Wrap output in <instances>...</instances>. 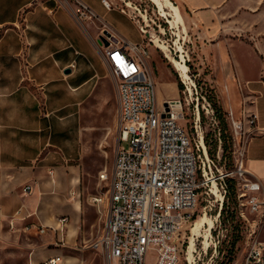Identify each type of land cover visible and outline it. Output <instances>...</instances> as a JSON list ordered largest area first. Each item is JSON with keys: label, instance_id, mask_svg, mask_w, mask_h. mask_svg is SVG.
Here are the masks:
<instances>
[{"label": "crops", "instance_id": "1", "mask_svg": "<svg viewBox=\"0 0 264 264\" xmlns=\"http://www.w3.org/2000/svg\"><path fill=\"white\" fill-rule=\"evenodd\" d=\"M78 1L98 19L76 21L75 7L60 5L62 0H0V264L18 253L22 264L56 257L58 264H106L88 248L101 232L107 205L103 197V203H92L97 188L80 172L76 110L89 97V84L108 68L101 34L129 41L100 0ZM169 1L216 50L215 61L230 79L232 110L238 98L229 73L243 83L245 111L257 115L260 131L244 149V165L252 178L264 179V78L248 68L264 58L261 13L238 5L225 9L229 0ZM240 47L250 56L244 66ZM40 226L47 232L39 235Z\"/></svg>", "mask_w": 264, "mask_h": 264}, {"label": "rangeland", "instance_id": "2", "mask_svg": "<svg viewBox=\"0 0 264 264\" xmlns=\"http://www.w3.org/2000/svg\"><path fill=\"white\" fill-rule=\"evenodd\" d=\"M116 1L124 7L120 0ZM122 1L130 6L124 8L128 14L140 22L142 19L146 26V37L152 41L146 46L149 56L145 65L153 76L158 103L179 102L183 115L179 124L194 139V144L201 145L198 152V203L191 224L182 234L184 244L180 247L177 264H242L243 253L251 240H264L263 220L258 214L249 213L243 205L244 200L238 198L239 182L230 176L225 177L226 173L233 170L237 157V123L242 124V131L244 129L241 91L245 87L238 81L236 73H229L234 80L238 98L237 109L232 110L228 103L230 79L221 63L215 61L217 52L214 48L210 49L209 40L202 38L199 27L190 21L183 9L178 8L185 31L181 26L174 28L171 16L162 17L148 0ZM237 5L242 8L246 6L249 12L261 13L260 21H264V0H229L224 8L230 9ZM104 11L108 19L124 29L128 35L125 38L130 44L142 45L137 27L126 16L115 10ZM166 13L170 14L167 10ZM101 36L104 37L103 34ZM158 45L164 46L165 51ZM238 49V58L243 59L241 63L244 66V61L250 56L246 48ZM181 57L185 60L189 80L180 78L170 61H180ZM250 65L248 68H253V73H261L264 78V58H258ZM104 72L102 79L89 84V97L76 111L82 125L78 156L81 175L88 186H96V197H103L107 201L119 127L114 78L108 68H104ZM197 114L199 128H194ZM121 147L127 149L128 144L122 143ZM224 147L226 150L223 151ZM202 173L204 178L201 177ZM100 174L107 175V180L100 182ZM229 179L234 181V194L226 193ZM203 218L207 220L202 229V234L206 232L208 235L209 246L206 249L204 239L194 237L192 233L195 224ZM191 241L194 251L192 261H189L187 253ZM7 257L4 255L6 259L2 264H22V254H9ZM153 260L154 254L149 252L146 264H153Z\"/></svg>", "mask_w": 264, "mask_h": 264}, {"label": "built area", "instance_id": "3", "mask_svg": "<svg viewBox=\"0 0 264 264\" xmlns=\"http://www.w3.org/2000/svg\"><path fill=\"white\" fill-rule=\"evenodd\" d=\"M100 0L107 11L126 16L142 37V45L126 41L113 42L104 36L107 67L114 78L118 106L119 141L114 155L105 220L99 236L88 245L98 252L106 264H146L149 252L153 264H177L182 234L191 224L199 197V146L179 124L183 119L181 105L176 111L168 104L158 103L153 76L146 69L148 58L144 22L128 14V3ZM75 7L78 22L98 19V16L78 0H62L60 5ZM103 34V33H102ZM145 40H147L145 42ZM103 45V44H102ZM73 68V66L71 67ZM242 106V124L237 123V157L234 167L225 177L238 181V198L249 213L264 217V179H254L244 165V149L255 134L257 115ZM179 112V113H178ZM199 116L194 128H199ZM247 127V129H246ZM127 143L128 148L121 147ZM204 178V173L201 174ZM107 180L100 174L99 181ZM27 187L25 191H27ZM103 203L101 197L92 203ZM66 222V218L60 220ZM48 229L37 227L39 235ZM52 230V229H51ZM60 258H48L40 264H58ZM242 264H264V240L253 239L243 253Z\"/></svg>", "mask_w": 264, "mask_h": 264}, {"label": "bare ground", "instance_id": "4", "mask_svg": "<svg viewBox=\"0 0 264 264\" xmlns=\"http://www.w3.org/2000/svg\"><path fill=\"white\" fill-rule=\"evenodd\" d=\"M148 1H150L158 9V11H159V13H160V15L162 17L171 16V18H172L171 25L174 28H179L181 26L182 29L185 31V28H184V25H183L182 16H181V13H180L178 7L173 5L169 0H148ZM128 6H129V4H128ZM166 10L169 11L170 14L166 13ZM158 46H160L161 49L163 51H165V47L164 46H161V45H158ZM170 61H171L172 65H173L174 69L179 73L180 78H182L183 80H189L188 73H187V67L184 64V61H185L184 58L181 57L180 61L175 60V59L174 60H170ZM156 96H157V94H156ZM168 104L171 105L174 110H176V111L179 110V102H173V103H168ZM206 222H207L206 218H203L200 221H198L195 224V227L192 229V233H193L194 237H198V238H203L204 239L205 249L209 246L208 245V240H207L208 239V235L206 234V232L202 234V229L205 228ZM193 251H194V244L191 241L190 248H189V251L187 253L189 261H192V258H193L192 253H193Z\"/></svg>", "mask_w": 264, "mask_h": 264}, {"label": "water", "instance_id": "5", "mask_svg": "<svg viewBox=\"0 0 264 264\" xmlns=\"http://www.w3.org/2000/svg\"><path fill=\"white\" fill-rule=\"evenodd\" d=\"M103 35L106 36V37H109V34L107 32H104ZM112 40H113V42H116L115 39H112ZM98 43L100 45L103 44L104 46H108V42L102 36H100V38L98 39ZM69 72H70V70L67 69V70L64 71V74H69ZM167 106H168V103L167 102H164V107L167 108Z\"/></svg>", "mask_w": 264, "mask_h": 264}, {"label": "trees", "instance_id": "6", "mask_svg": "<svg viewBox=\"0 0 264 264\" xmlns=\"http://www.w3.org/2000/svg\"><path fill=\"white\" fill-rule=\"evenodd\" d=\"M224 150H226L225 147H224L223 151ZM234 188H235L234 181L231 179L227 180V192L226 193L232 192L234 194Z\"/></svg>", "mask_w": 264, "mask_h": 264}]
</instances>
